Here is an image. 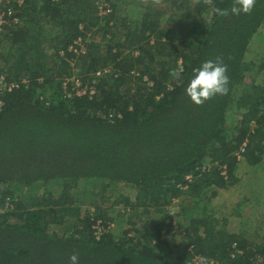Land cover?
<instances>
[{"label": "trees", "instance_id": "obj_1", "mask_svg": "<svg viewBox=\"0 0 264 264\" xmlns=\"http://www.w3.org/2000/svg\"><path fill=\"white\" fill-rule=\"evenodd\" d=\"M95 2L13 3L19 24L0 33V74L19 84L2 96L0 110V264H70L74 252L79 264H264V238L226 230L201 205L207 193L238 182L235 153L243 144L251 167L264 151V81L244 82L248 73L264 76V58L257 66L246 58L264 28V0L250 15L228 17L191 0H106L111 13L102 19ZM214 3L230 8L232 0ZM126 4L142 9L121 16ZM79 26L108 44L104 58L92 54L97 38L86 46L83 83L111 69L91 98H68L61 88L74 75L68 48L83 36ZM218 56L228 65V92L196 105L185 91L193 69ZM174 69L178 79L169 75ZM91 181L102 185L101 199L117 184L135 189L133 204L114 202L132 210L128 229L110 231L113 220L99 205L93 217L81 215L76 195ZM176 199L178 228L165 210ZM139 206L156 216L135 227ZM52 226L60 232H49ZM169 243L178 248L173 260L164 254Z\"/></svg>", "mask_w": 264, "mask_h": 264}, {"label": "rangeland", "instance_id": "obj_2", "mask_svg": "<svg viewBox=\"0 0 264 264\" xmlns=\"http://www.w3.org/2000/svg\"><path fill=\"white\" fill-rule=\"evenodd\" d=\"M140 7L137 5L126 4L122 7L123 13L120 15L129 18L134 17L137 12L139 13L141 11L142 7ZM201 19L208 20V15L205 14L201 16ZM163 20L167 21L168 16L167 18L166 16H164ZM182 21L186 26L187 21ZM172 23L176 25V15L173 16ZM259 32H261L262 34L255 36L251 40L246 53L247 60H251L252 62H254V64H256V66L259 63V59L262 57L264 58V28H261ZM91 38H97L95 44L99 43L100 45V48H97L98 50L93 51L92 54L96 53L97 57L100 56V58H104L107 51V41H101L100 39V41L103 43L101 44V42L99 41L100 37L98 35H91ZM116 40L117 38L113 39L111 43L112 46L115 45ZM89 45L90 44L86 42L85 47ZM85 49V54L79 56L77 55L78 53H76V56L74 55L75 58L71 59L69 62L72 73L74 74L73 76H76L74 78L83 77V75L81 74L83 64L86 58L91 55V51H89L88 48ZM114 52L115 50H113V53ZM125 53H128V51H125ZM129 53L133 54L134 56H138L137 51L134 52L130 50ZM109 64L110 63H108L107 65ZM109 66V72L106 74V76L111 75V69ZM134 70H132L131 75L134 78H138L139 75H136L138 73H136V70ZM100 78L95 79L96 87ZM142 78L144 79V77ZM263 81L264 76L262 74H258L255 76L252 73H248L244 78L245 83L254 82L257 84H261ZM235 118L238 119L237 116H235ZM262 144L264 146V141ZM224 172L225 171L223 170L222 174H224ZM236 176L238 178V182L234 186L216 190V194L214 197L211 196L210 193H207L205 197L202 198L201 205L203 206V208L205 207V210L208 214L217 219L221 225H224L226 230L228 229L230 232L243 234V236L248 238L250 241L259 242L262 238H264V151L260 159V163L257 166L251 167L244 162L243 158H241L238 161ZM88 183H81L80 193L76 195L78 201L81 203V215L84 216L86 214H89L91 217H93L95 205H99L101 210L106 212L108 217L113 220L109 222L110 231L118 235L123 230L128 229L129 225H127L126 219L129 214H132V210L128 213V209H124L122 204L114 205V202L118 201L121 198V202L123 203L124 199L128 198L133 204L136 195L135 189L124 184H117L114 185L112 189L109 188L108 190H106L103 193L104 199H101L99 193L102 189V185L93 181H91L90 185ZM37 190L38 193H41L42 191L40 188H38ZM52 190H55V187H52ZM87 191H91L92 195L85 196L84 193ZM165 210L168 211V214L173 217V222L176 226V223H178V221L179 223L183 222L182 218H179L178 216L180 210L179 200H174L171 205ZM136 211L137 215L141 214L142 216H133L131 218V221L135 224V227L140 224L138 220L147 221V219L156 216V213L153 210H149L148 213H145L144 208L141 206L136 208ZM223 221H225L226 223H224ZM176 228H178V226ZM49 232L60 231L58 227L52 226L49 229ZM165 246L168 248L164 249ZM165 246L163 245L162 247L164 249L165 257L168 260H173L174 251H176L178 248H176L173 243H169L168 245L166 244ZM200 261L202 260L194 259L192 264H199Z\"/></svg>", "mask_w": 264, "mask_h": 264}, {"label": "built area", "instance_id": "obj_3", "mask_svg": "<svg viewBox=\"0 0 264 264\" xmlns=\"http://www.w3.org/2000/svg\"><path fill=\"white\" fill-rule=\"evenodd\" d=\"M24 0H0V33H4L8 29L16 26L19 24V18L16 16L17 10L13 6V3L16 4L17 7L21 6L23 4ZM54 2L58 0H52ZM96 8H97V16L102 19L104 17H107L111 13V7L106 2V0H96L95 2ZM79 30L82 32L83 36H78L75 41L72 43V45L68 48V51L71 52L73 55H83L86 52L85 44L86 42L89 44L92 40L91 34L83 31L82 26H79ZM60 56H63V53H59ZM109 72L108 67L99 69L96 72L90 74V77H92V80L87 83H83L81 81V78L76 76H72L73 79H66L63 80L61 83V88L65 92L66 96L68 98L72 96L76 97H82L85 95H88L89 98L94 96L96 94V86H95V79L104 77ZM134 74V73H132ZM138 75V74H136ZM143 82L146 83V85L151 86L152 84L148 82L147 78L144 77ZM26 83L25 81L22 82ZM69 83H71L72 87H69ZM19 84L10 81L7 79V77L4 74H0V110L3 107V101L2 96H4L6 93L12 92L15 89H18ZM245 144H243L240 149L235 153V157L237 158V161H239L242 158V153L244 152ZM224 169V167H223ZM225 171V169H224ZM225 176V172L223 174ZM187 180L191 179V176L186 177ZM6 207L10 206L8 204L5 205ZM100 221H97L96 224L93 226V229L96 230L95 234L96 236H99V232L101 231V225ZM207 264V263H203ZM213 264V263H208Z\"/></svg>", "mask_w": 264, "mask_h": 264}, {"label": "clouds", "instance_id": "obj_4", "mask_svg": "<svg viewBox=\"0 0 264 264\" xmlns=\"http://www.w3.org/2000/svg\"><path fill=\"white\" fill-rule=\"evenodd\" d=\"M192 4L208 6L211 12L220 17L229 15L251 14L256 6V0H232L230 8H220L214 0H191ZM169 75L178 79L181 75L179 70L170 71ZM230 77L228 75V65L223 57H216L215 60H206L200 67L193 69V76L186 87V94L196 105H203L206 101L217 95H225L228 92ZM70 264H79L78 253H73L69 257Z\"/></svg>", "mask_w": 264, "mask_h": 264}]
</instances>
